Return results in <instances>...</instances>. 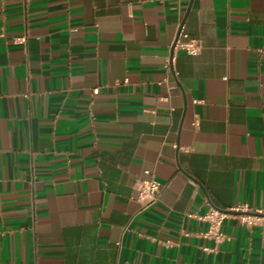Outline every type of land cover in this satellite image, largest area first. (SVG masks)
<instances>
[{
	"label": "crops",
	"instance_id": "crops-1",
	"mask_svg": "<svg viewBox=\"0 0 264 264\" xmlns=\"http://www.w3.org/2000/svg\"><path fill=\"white\" fill-rule=\"evenodd\" d=\"M239 203L264 212V0H0V264H264V218L203 235Z\"/></svg>",
	"mask_w": 264,
	"mask_h": 264
},
{
	"label": "built area",
	"instance_id": "built-area-1",
	"mask_svg": "<svg viewBox=\"0 0 264 264\" xmlns=\"http://www.w3.org/2000/svg\"><path fill=\"white\" fill-rule=\"evenodd\" d=\"M165 1L179 3L181 0ZM15 40L22 42L25 40V37H17ZM202 47V42L199 39L190 37L184 28L181 27L173 41L172 51L175 52L181 50L189 55H197L201 52ZM145 173L148 176L145 178H139L135 184L137 197L142 204V208L156 203L159 200L162 191V183L152 175L149 170H146ZM227 210L229 212L211 207L205 214L200 216L208 222V229L203 234L204 237L215 238L217 241L222 240L224 238L222 224L224 219L229 215H237L241 221L250 224H253L260 218H264L263 211L251 209L247 203H239Z\"/></svg>",
	"mask_w": 264,
	"mask_h": 264
},
{
	"label": "water",
	"instance_id": "water-1",
	"mask_svg": "<svg viewBox=\"0 0 264 264\" xmlns=\"http://www.w3.org/2000/svg\"><path fill=\"white\" fill-rule=\"evenodd\" d=\"M221 211H225V212H229L228 210H222V209H220Z\"/></svg>",
	"mask_w": 264,
	"mask_h": 264
}]
</instances>
